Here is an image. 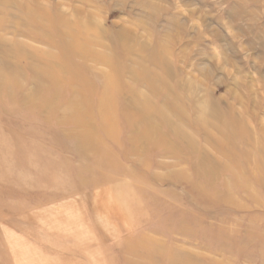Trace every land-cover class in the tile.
<instances>
[{
  "label": "rangeland",
  "instance_id": "1",
  "mask_svg": "<svg viewBox=\"0 0 264 264\" xmlns=\"http://www.w3.org/2000/svg\"><path fill=\"white\" fill-rule=\"evenodd\" d=\"M0 264H264V0H0Z\"/></svg>",
  "mask_w": 264,
  "mask_h": 264
}]
</instances>
